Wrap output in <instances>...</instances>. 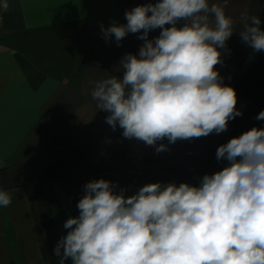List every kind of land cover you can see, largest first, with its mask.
<instances>
[{
	"label": "clouds",
	"instance_id": "1",
	"mask_svg": "<svg viewBox=\"0 0 264 264\" xmlns=\"http://www.w3.org/2000/svg\"><path fill=\"white\" fill-rule=\"evenodd\" d=\"M227 4L155 0L126 10V24L101 25L118 46L129 33L143 41L138 54L122 57V78L92 82L91 97L113 130L156 146L220 134L242 115L235 89L216 67L234 32ZM8 8L2 0L0 10ZM260 24L252 16L239 32L254 52L264 51ZM256 119L264 120V111ZM215 157L227 166L203 175L198 186L148 183L126 196L103 178L86 183L79 215L65 221L68 232L54 249L59 264H264V128L231 138ZM11 202L0 190V207Z\"/></svg>",
	"mask_w": 264,
	"mask_h": 264
},
{
	"label": "crops",
	"instance_id": "2",
	"mask_svg": "<svg viewBox=\"0 0 264 264\" xmlns=\"http://www.w3.org/2000/svg\"><path fill=\"white\" fill-rule=\"evenodd\" d=\"M148 2L155 0H8V10H0V190L12 198L0 207V264H46L41 215L26 187L52 188L62 238L89 181L109 180L126 196L148 183L198 186L203 175L227 166L215 157L221 144L264 128L256 119L264 111V51L254 52L239 35L252 16L264 30V0H228L234 32L216 67L235 89L242 115L220 134L164 140V155L146 156L142 174L131 173L129 141L105 122L109 113L97 108L91 91L94 81L122 78V57L138 54L143 44L139 33H129L118 46L114 37L105 39L101 25L126 24V10ZM159 32L150 31L149 39Z\"/></svg>",
	"mask_w": 264,
	"mask_h": 264
},
{
	"label": "trees",
	"instance_id": "3",
	"mask_svg": "<svg viewBox=\"0 0 264 264\" xmlns=\"http://www.w3.org/2000/svg\"><path fill=\"white\" fill-rule=\"evenodd\" d=\"M27 198L34 202L40 212L45 241L40 247L42 259L46 264H59L60 257L56 256L54 249L61 239L54 215L60 210L59 201L48 185L26 187ZM65 264H71L70 258Z\"/></svg>",
	"mask_w": 264,
	"mask_h": 264
},
{
	"label": "built area",
	"instance_id": "4",
	"mask_svg": "<svg viewBox=\"0 0 264 264\" xmlns=\"http://www.w3.org/2000/svg\"><path fill=\"white\" fill-rule=\"evenodd\" d=\"M128 141L130 147L131 173L135 176L142 174L146 156L151 155L158 158L164 155V151L157 153L155 147L159 143L165 144V141L158 142L156 146H147L144 142L136 139H128Z\"/></svg>",
	"mask_w": 264,
	"mask_h": 264
}]
</instances>
